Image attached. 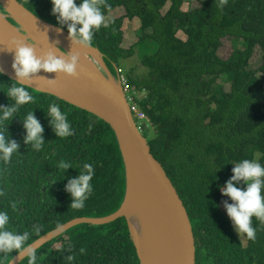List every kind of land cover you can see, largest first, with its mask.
<instances>
[{
    "label": "trees",
    "instance_id": "obj_1",
    "mask_svg": "<svg viewBox=\"0 0 264 264\" xmlns=\"http://www.w3.org/2000/svg\"><path fill=\"white\" fill-rule=\"evenodd\" d=\"M16 1L60 27L50 0ZM185 1L104 0L105 16L117 8L124 15L96 31L91 46L103 55L111 73L134 55L135 48L147 53L140 61L147 75L123 77L129 96L145 94L134 101L153 136L142 135L186 209L195 264H264V223L253 218L255 239L242 234L243 246L221 213L224 201H231L219 190L233 174L232 163L250 159L264 164V0H227L223 9L217 0H197L198 7L183 11ZM134 18L140 23L138 40L124 49L123 22ZM63 30L67 32L66 25ZM225 38L233 49L227 59L218 55ZM256 50L261 58L253 68L250 61ZM12 83L0 75V104L11 103L4 92ZM225 83L228 91L223 90ZM27 89L35 102L17 115L23 119L34 111L44 127L45 143L39 151L25 145L22 121L15 117L8 130L20 148L10 161H0V210L9 213L11 230L31 233L26 246L72 219L115 212L125 190L123 162L110 127L54 96ZM49 103L59 104L67 115L70 137L55 136L46 116ZM60 160L71 161L75 168L64 172L57 166ZM83 163L94 166L92 192L83 208L74 209L65 185ZM34 226H39L38 233ZM16 254H0V264H8ZM35 254L36 264H139L124 218L102 226H75ZM29 258L19 264H29Z\"/></svg>",
    "mask_w": 264,
    "mask_h": 264
},
{
    "label": "water",
    "instance_id": "obj_2",
    "mask_svg": "<svg viewBox=\"0 0 264 264\" xmlns=\"http://www.w3.org/2000/svg\"><path fill=\"white\" fill-rule=\"evenodd\" d=\"M0 69L15 80L11 68L10 42L35 46L36 54L52 50L56 54L75 53L76 48L89 53V60L78 62L76 73L67 76L41 71L27 87L54 96L106 123L114 134L124 167L125 190L120 207L97 218H75L38 238L8 264H19L44 244L69 229L88 224L102 226L124 218L139 264H195V245L191 223L177 191L161 164L150 153L147 140L132 118L123 92L120 73L114 76L103 55L95 47L73 45L68 32L37 17L16 0H0ZM12 22H11V21ZM140 215L145 225L141 240L127 217Z\"/></svg>",
    "mask_w": 264,
    "mask_h": 264
},
{
    "label": "clouds",
    "instance_id": "obj_3",
    "mask_svg": "<svg viewBox=\"0 0 264 264\" xmlns=\"http://www.w3.org/2000/svg\"><path fill=\"white\" fill-rule=\"evenodd\" d=\"M50 2L51 13L60 26L58 30L62 31L66 25L68 38L73 45L83 48L91 46L95 32L106 26L105 14L102 11L104 0H80L79 4L77 0ZM226 3L227 0H217V7L223 9ZM8 51L13 53L11 68L14 71L15 83L8 86L4 92L11 103L7 106L0 104V161L4 162L10 161L20 148V144L11 138L8 130L10 122L13 118L19 117L17 114L22 107L35 102L27 85L33 78L43 77L38 75L41 71L73 76L79 61V56L73 52L58 56L56 52L49 50L38 56L34 45L17 41L10 42ZM0 75H3L2 69ZM46 116L56 137L67 138L73 134L72 125L59 104L49 103ZM20 120L25 130L24 144L31 145L33 150H42L45 143L44 127L34 111L27 112ZM232 164L233 174L219 186L221 194L231 201L230 203L229 200H225L223 206L235 232L239 235L246 234L248 239H255L256 228L253 226V218L264 223V164L250 159H242ZM57 166L64 172L69 168H75L71 161L65 160H60ZM78 173L77 176L70 177L65 185V191L71 198L70 206L74 209L83 208L92 192L94 166L91 163H83ZM10 219L7 211L0 210V254L16 252L19 255L25 250L26 241L29 240L31 233L11 230ZM33 231L38 233L39 226H34ZM28 254L29 264H36L35 252L31 251ZM67 260L71 261L72 257L69 255Z\"/></svg>",
    "mask_w": 264,
    "mask_h": 264
},
{
    "label": "rangeland",
    "instance_id": "obj_4",
    "mask_svg": "<svg viewBox=\"0 0 264 264\" xmlns=\"http://www.w3.org/2000/svg\"><path fill=\"white\" fill-rule=\"evenodd\" d=\"M169 4L163 9V12L166 11L168 8ZM199 6V2L197 0H186L184 4L182 5L181 9L183 11H187L188 9L195 8ZM124 15V10L122 8H117L112 12H109L107 16H105L106 23L114 18H118L120 16ZM140 27L139 20L134 18L131 21L124 20L123 26H122V31H123V41L121 44V47L124 49H129L131 47H134L133 45L137 42L138 36L136 34V31ZM180 38H184L182 34H178ZM153 50H151L149 53H151ZM232 45H231V40L230 38H225L222 40V46L220 47L218 51V55L223 58L227 59L230 54L232 53ZM147 54L143 50H140L139 48H135L134 50V55L131 58H128L126 60L120 61L119 64V69L118 73H120L123 77V75H130L131 78H143L147 75L148 70L144 67L141 66L140 61L142 57ZM260 58L261 54L258 50L255 51L250 63L253 68L257 67L258 64L260 63ZM114 76L116 75L115 70L113 69ZM124 78V77H123ZM223 90L228 91L229 90V84H223ZM137 98H143L145 94L143 92L139 94H133V96H136ZM141 126L140 132L146 136V138H151L153 136V129L150 126V124L147 121H142L138 123V127ZM221 213L225 215L227 218L228 216L226 215V211L224 209V206L221 207ZM229 219V218H228ZM230 220V219H229ZM231 222V221H230ZM235 232V230H234ZM236 236L241 239L242 245L244 246L245 240L243 238L242 234L236 233Z\"/></svg>",
    "mask_w": 264,
    "mask_h": 264
},
{
    "label": "bare ground",
    "instance_id": "obj_5",
    "mask_svg": "<svg viewBox=\"0 0 264 264\" xmlns=\"http://www.w3.org/2000/svg\"><path fill=\"white\" fill-rule=\"evenodd\" d=\"M74 54H77L79 56V61L78 62L82 61L81 56H84V60H89L90 59L89 58V53H87L86 51L81 50L78 47L76 48ZM132 118H133V115H132ZM127 219L130 222V224L132 225V227L135 229V231L137 232V234L139 235L141 240H143L144 236H145V225H144V222H143V218L140 215H135V214L129 213Z\"/></svg>",
    "mask_w": 264,
    "mask_h": 264
},
{
    "label": "built area",
    "instance_id": "obj_6",
    "mask_svg": "<svg viewBox=\"0 0 264 264\" xmlns=\"http://www.w3.org/2000/svg\"><path fill=\"white\" fill-rule=\"evenodd\" d=\"M120 79H121V84L123 86V91L125 93V96L127 98V101L129 103V106H130L131 114L133 115V120L135 121V123H136V125L138 127V123L139 122H142V121H144L146 119L145 114L142 111H140V109L138 107V104L135 103V101H134V99L136 100V99H139V98H137V95L136 96H133V94H139V93L132 92L131 95L129 96L128 95L129 89L127 87L126 81L121 76V74H120Z\"/></svg>",
    "mask_w": 264,
    "mask_h": 264
},
{
    "label": "flooded vegetation",
    "instance_id": "obj_7",
    "mask_svg": "<svg viewBox=\"0 0 264 264\" xmlns=\"http://www.w3.org/2000/svg\"><path fill=\"white\" fill-rule=\"evenodd\" d=\"M0 12H2L3 14H4V11L1 9V7H0ZM11 21V20H10ZM12 22V21H11ZM241 240V239H240Z\"/></svg>",
    "mask_w": 264,
    "mask_h": 264
}]
</instances>
